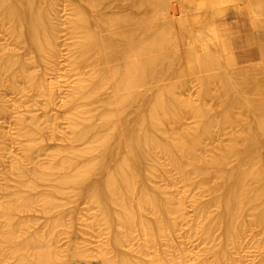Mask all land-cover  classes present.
Instances as JSON below:
<instances>
[{
    "label": "bare ground",
    "instance_id": "bare-ground-1",
    "mask_svg": "<svg viewBox=\"0 0 264 264\" xmlns=\"http://www.w3.org/2000/svg\"><path fill=\"white\" fill-rule=\"evenodd\" d=\"M57 1L0 0L2 30L9 41L24 44V52L29 54L24 58L20 48L18 53L10 47L1 50L0 72L6 73L11 84H5L13 89L18 87V77L26 79L32 90L56 87L60 73L54 76L49 65L60 35L55 21ZM167 1L154 0L139 16L132 14L134 0L67 1L64 45L68 53L62 62L64 69L68 67L63 69L65 73H70V87L60 105L62 111L51 105L56 92H43L50 93L46 100L67 120L70 134L60 139L59 146L50 143L57 147L52 145L55 149L50 150L37 119H18L26 153L34 149L44 152L46 143L50 152L45 154L47 161L31 172L20 159L13 162L12 172L16 171L19 180L11 189H2L0 253L5 251L20 264H142L140 256L132 252L136 250L133 240L139 236L143 240L139 250L149 256L147 264H154L155 259L175 264L160 248L159 239L175 228L176 215H182L184 206L182 199L175 202L169 189L149 181V177L170 178L158 154L169 160L184 181L209 193L208 199L199 195L194 200L201 229L212 241L215 232H220L222 242L215 249L219 259L253 225L264 233V99L252 103L243 98L241 104L233 94L235 83L226 77H200L196 100L183 94L186 83L169 81L178 77L180 67L176 60L175 64L166 62L168 66L167 56L165 60L159 53L170 22ZM222 3L217 0L214 4ZM195 57H200L199 52ZM30 63H38L42 71H29ZM139 92L145 93L147 102H142ZM213 99H220V105L215 100V105H209ZM240 107L245 115H240ZM25 109L33 113V109ZM186 118H192L194 124L187 125ZM224 121L240 128L228 132L230 141L221 140L208 148L204 139L225 132ZM82 199L97 208V221L105 222L109 229L107 242L93 255L94 260L80 247L75 229L68 232L66 249L56 244L57 227L67 226L69 231L71 221L72 230ZM57 207H72L67 224L61 212L54 211ZM155 244L159 249L149 253Z\"/></svg>",
    "mask_w": 264,
    "mask_h": 264
},
{
    "label": "rangeland",
    "instance_id": "rangeland-1",
    "mask_svg": "<svg viewBox=\"0 0 264 264\" xmlns=\"http://www.w3.org/2000/svg\"><path fill=\"white\" fill-rule=\"evenodd\" d=\"M58 1L56 3H58L59 6H57L58 4H55V8L57 10L55 21H57V24H59L58 28H60V31L58 28L57 29L60 35H58L59 33L57 31L58 34L56 33V35L58 36L56 37L55 41L57 53L52 58L53 62L49 65V67L52 66V69H50L52 70V72H54V76H59V73L60 76L62 75L61 73L65 74L64 78H60V76L58 77L60 78L59 81L57 78L59 87L57 86V83L55 84L56 87L54 86L55 88L52 87L53 92H56V96H53L55 97V102H53L54 104L51 105L52 107L53 105H56V107L53 108L59 109L61 108L60 105H63V103L65 102L64 100H66V89L67 91H69L68 88L70 87V79L68 76L70 73H65L68 67L64 69L63 66V59H67L66 53H68L66 47L67 45L64 43V39L66 36L64 26L69 17L68 9L70 6L68 5L69 3L67 4V1L69 0ZM153 1L154 0H134L133 6L135 7V10L132 12V14L134 16H139V14L141 15L144 11L143 9L149 8L150 3ZM168 1L165 6L167 7L168 5V9H165L169 13L167 14L170 15V22L169 26H167L166 29L167 32L164 34L165 36L163 41V49H161L159 53H163L161 54L165 60L167 56L168 60L165 61V63L170 62V64H175L177 62L176 65L178 64L180 67V70L177 74L178 77L169 79V81H174L176 83H186L187 89L184 90L185 92L183 91V94H186L185 96H190L191 99L196 100L198 98L199 90L197 81L200 77H226L231 79L235 83V91H233V94H235L234 96L237 101L241 102L244 99L250 98V101H252V103H255L259 102V100L264 99V0H226L227 4L224 3V0H220V3H223L222 6L218 7V4L215 5L217 0H197L198 6L195 4L196 0H188L189 4L193 3V6L191 4L190 6L186 4L187 0ZM184 1L186 2L184 3ZM205 1H207L208 3ZM211 3L215 6H213ZM146 4H148V6H146ZM210 4L211 6H209ZM65 5L68 6L66 7ZM195 6L197 7L195 8ZM138 8H140L141 10H138ZM0 19L2 18L0 17ZM56 19H58L59 21ZM2 29L3 28L0 29V48H2L0 49V53L1 50L3 51V49L9 47V49H14V51L18 53V50L20 48L19 52L21 53L19 54L23 53V55H25L24 58H26L29 54L27 55L28 52H24V44L21 43L22 45L20 44V47L17 46L18 41H15L16 39H13V42H11L12 40L9 41V36H7L6 34L7 32L5 33V31ZM2 32H4L5 34H2ZM3 35L6 36L4 37ZM3 39L4 41H2ZM16 42L17 44L15 45ZM1 45H4V48L1 47ZM195 52H199L200 57H195ZM64 55L66 57H64ZM65 63H67V61ZM183 63L184 65L186 64L188 66H184ZM30 64L31 67L29 66V71H42V68H39L40 66H38V63H34L35 65H33L32 63ZM166 64L168 66H171L169 63ZM52 72L50 71V73ZM0 75V102L4 103L3 105L1 104L2 106L0 105L1 201L2 189H11L18 183L19 180L15 173L16 171L12 172L14 170V160L16 158L20 159L22 163L27 166L25 167L30 172L33 171L37 165L47 161L46 152H50L47 151V149H49V146L51 145L50 150L54 147L57 148L54 144H57V146H59V144L62 143V140L60 139H63L64 135L66 136L70 134L68 133L70 130L68 129V125H66L67 120L64 119V116H61L62 114L59 111L61 109H57L58 111L53 109L51 105L48 104V99L46 100V96H48L52 90L46 91L47 89L45 90L43 88L46 92H50L48 95L46 94V92H43V89V91L32 90L27 80L23 77V79L21 77H18V79L16 78V80L20 83L16 81L17 84L15 85H18V87H16L17 89H13L12 86L9 85V87L7 85L10 82L8 81V83L6 80L8 79L6 78V73L4 74V72H0ZM6 82L7 84H5ZM189 84H191L192 86H190ZM54 89L56 91H54ZM17 90L19 91L17 92ZM139 95L143 103L147 102V97L144 92H139ZM214 100L215 99H213V101L210 100V103L208 104L215 105V103H217V106H219L221 100L217 99L215 100V103ZM207 102H209V99ZM140 105L141 104H139L137 108H139ZM25 107H28V110L29 108L33 109V113H30V110V112H28L27 109H25L24 111L23 109ZM130 108H132V110H138L137 108ZM130 108L128 107V110ZM24 112L26 114H24ZM239 113L240 115L246 114L242 107L239 108ZM22 114H24V116H22ZM20 117H25L24 120L26 122L32 121L31 118L37 119L36 121L40 123L39 125L41 130L43 128L42 133L44 131V137L47 136L45 138H48L47 142L49 144L54 142L55 143L48 145V147L46 146V143V145L44 146L46 147V149H44V147L42 148L44 152H41L40 149L39 152L37 151V149H34L31 153H26L25 146L22 143L24 138L22 139L23 136L19 132L21 130H18V119H20ZM185 122L189 126H192L194 124V120H192V118H186ZM224 126L226 127V131L222 134L214 132L210 137H206L204 139L205 145L208 148L216 146L217 143L221 140H224L225 142L230 141L232 137L228 134V132H230V130L232 129L236 130L240 128L239 124H231L229 121H224ZM54 130L56 131V133ZM16 135H21V139H16ZM26 138L28 139V137ZM50 138L52 139V142ZM22 144L24 146V149L22 148ZM52 145L54 147H52ZM158 156L160 161L167 169L170 178L169 180H164L161 177H149V181L151 183H155L159 186L169 189L176 197V199H174L175 202L177 203L179 199H182V204L184 206H182L183 209L180 213L183 216H180L179 214L176 215L177 218L175 220V228L170 232H164L159 239V245H161L160 248L165 251L166 257L170 258V260L172 259L175 264H177L179 261L180 263L183 262L182 264H264V233L261 232L262 230L258 225H253L251 229L243 233L242 238L238 241L239 244L237 243L228 245V254L225 255L222 259H219L217 257L215 249L218 248L222 242L220 238V232H215L216 239L212 241L209 238L208 234H206V232L201 229L198 223L196 212L197 209L194 200L195 197L199 195L204 199H208L210 196L209 193L201 191L195 186L190 185L189 183L184 181L180 172L172 167L166 157L159 154ZM212 209L215 210L214 207H212ZM54 211L59 215L62 214L64 216L63 218L64 221H66V224L72 218V207H66V209L57 207ZM59 212H61V214ZM97 214V208L94 207V205H92L88 200L82 199L78 203L77 220L75 222L76 224H74L75 226L73 225L72 230H70V227L72 225L71 221L69 222L71 225L67 224L69 227V231L65 228L67 226L57 227V246L61 249H66L70 242V234H68V232L75 229L77 241L79 240L78 242H81V244L79 243L80 247L82 246L81 248L84 250V252H86L87 250V254L90 256L92 255V260H94L93 258L95 257V254H97V252L105 246L109 235L108 226L101 220L97 221ZM136 238L133 240V247H135L136 250L138 248V251L134 249L135 251L132 252L137 256H140V258L142 259V264H147V259L149 256L144 253V251L139 250V245L143 242V240L139 238V236H137ZM159 245L155 244V246H150L148 252L151 254L155 253L156 249H159L157 247ZM182 249H184V251L186 252L185 257L182 256ZM180 259L183 261H181ZM202 259L205 260V262ZM161 263V260L155 259L154 264ZM0 264L20 263L16 259L10 257L5 251H3L0 253Z\"/></svg>",
    "mask_w": 264,
    "mask_h": 264
}]
</instances>
